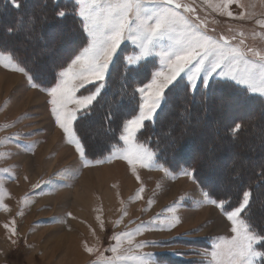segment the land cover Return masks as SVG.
<instances>
[{"label": "rangeland", "instance_id": "obj_1", "mask_svg": "<svg viewBox=\"0 0 264 264\" xmlns=\"http://www.w3.org/2000/svg\"><path fill=\"white\" fill-rule=\"evenodd\" d=\"M51 1L52 4L59 3L61 9L70 13L68 17L72 18L74 28L69 26V33H66V24L62 21H50L53 14L45 3L27 0V3L16 8L10 0H0V9L4 4L7 6V10L0 13V45L15 52L26 62L34 76L38 75L45 80L59 71L54 69L59 62L65 61L63 65L66 66L82 47L77 46L73 48V54L69 53L80 32L78 18L71 14L74 10L73 0ZM181 2L192 4L196 8L199 20L207 21L206 30L209 34L217 37L231 36L235 31L243 30L246 33L247 45L264 48V37L252 36L253 31L264 32V29L255 23L256 19H264V0H241L246 5H254L247 9L253 14V18L245 20L222 16L209 7L205 0ZM216 2L217 0H210V3ZM230 10L237 16L245 11L236 3L230 5ZM230 28L234 31L230 32ZM8 29L11 31L8 32ZM62 36H65V39ZM128 45H125L123 54L132 52L133 46ZM45 47L47 51L42 53L41 50ZM154 63L155 66L158 65L156 59ZM12 76L16 77L13 82H2L4 77ZM124 86L120 83L114 91L124 90ZM202 93L204 91L201 87L198 94ZM236 98L237 96L218 98L213 105L218 106L220 112L213 115L201 113L196 116L194 112L190 114L182 110L166 124L169 129L175 121L177 127L180 124L194 127L189 138L184 139V144L194 145L196 152L201 158L203 156L200 160L205 173L200 170L199 180L196 178L198 183L179 174L182 168H188V163L194 160L185 157L186 150L182 152L183 148L180 149L179 137L171 136L168 131L164 137L165 147L173 145L176 138L178 149L173 153L170 149L165 152L167 166L162 164V158L160 159L157 153L156 164L168 168L170 175L166 176L157 168L138 167V181L126 161L113 159L107 162L108 150L94 159L89 157L88 152L93 150V147L89 146L95 145L97 148L102 142L101 137L108 132V129L102 128L98 122H90V125L88 122L92 136H89V140L91 139L92 144L88 145V152L86 149L85 151L87 160L92 161V164L83 166L74 147L64 140L62 130L56 126L46 93L28 87L21 73L0 66V141L5 137L20 134L18 142H0V169L7 168L14 175V178L10 179L7 173L0 172V189L4 187L5 193L7 192L2 202L8 204V220L16 218L19 224L18 236L14 237L16 244H11L7 239L6 246L0 248V264H96L97 261L104 264L107 258L113 256V253L106 249L115 244L111 239L114 233L135 230L141 222L157 217L167 220L172 216H178L180 219L176 227L160 230L157 221V224L144 229L142 234L135 235L134 243H157H148L146 247L134 251L153 254V264H208L210 257L204 256L203 253L212 250L217 237L231 236V232L230 223L219 209L212 204L198 203L202 200V191L209 192V183L222 189L221 177H227L226 170L230 166L241 165L247 171L252 170L255 175L258 167L264 165V131L260 128V121L253 118V108L238 103ZM260 98L264 102V97ZM112 106L115 107L114 104ZM115 112L120 111L115 109ZM237 117L245 120V132L233 140L218 138L222 127L219 129L213 122L218 120L223 126ZM200 127H203L204 131H201ZM18 145L31 147L29 150ZM209 146L214 149L209 150ZM190 153L195 154L194 151ZM96 160L106 162L95 163ZM66 169H71L73 176L61 178V183L55 187L42 183L54 173ZM250 174L247 172L244 176ZM260 180V176L253 179L257 182ZM14 182L18 187H22H19L20 193L16 192L15 203H19L13 206L14 196H10L7 187ZM225 182L228 183L227 180ZM37 183H40V187L33 188ZM141 186L144 188L141 194L143 198L132 199ZM16 189L15 187L14 192ZM22 197H27L23 204ZM261 198H264V193L258 192V204H261ZM149 199L152 200L150 206ZM176 201H180V204H175ZM11 209L14 211L12 214ZM122 210L126 211L127 215H123L120 224L114 227L115 221L121 219ZM17 212L23 214L17 215ZM68 213H71V216H68ZM259 215L264 218L262 205L258 217ZM97 216H100L104 223L103 230L96 219ZM85 244L98 251L91 255L86 253ZM128 247L125 240L122 248ZM256 264L260 262L257 261Z\"/></svg>", "mask_w": 264, "mask_h": 264}, {"label": "snow or ice", "instance_id": "obj_2", "mask_svg": "<svg viewBox=\"0 0 264 264\" xmlns=\"http://www.w3.org/2000/svg\"><path fill=\"white\" fill-rule=\"evenodd\" d=\"M73 2L74 10L71 14L78 18L84 44L66 66L60 65L59 71L45 80L38 75L34 76L26 62L3 45H0V66L21 73L28 87L46 93L56 126L62 130L64 140L74 147L85 167L90 166L92 161L86 158L85 145L78 135L75 123L81 117L91 114L95 103L107 91L114 69L122 71L121 79L125 83L131 79L137 86L127 103L123 96L119 101L108 102L110 109L114 103L122 115L117 123L118 137L106 145L107 162L113 159L126 161L138 181V167L157 168L166 176L170 175L168 168L156 164L157 151L149 146L150 141L139 140L142 130L148 124L154 125L159 113L168 105L169 93L183 90L185 94L191 93L194 99L196 91L201 87L205 93L213 87L215 78L217 82H232L238 92L264 97V48L247 45L246 33L243 30L235 31L231 36L217 37L209 34L206 30L207 21L199 20L192 4L183 3L181 0ZM10 3L16 8L20 6L19 0H10ZM205 3L222 16L239 20L253 18V14L247 9L254 5H246L241 0H217L215 4L205 0ZM233 3L245 11L235 15L230 10ZM69 14L64 9L55 12L58 19H63ZM255 23L264 29V19H256ZM229 31L234 30L230 28ZM252 36L264 37V32L253 31ZM125 42H129L133 50L122 55V45ZM41 51L46 52L47 48ZM151 57L158 58V68L154 61H149L148 58ZM150 67L154 70H150ZM112 116L110 111L108 122L112 121ZM241 127L240 123H236L231 132L235 134ZM109 131L113 136H117L116 129ZM19 135L5 137L3 141L18 142ZM18 146L29 150L31 147ZM104 162L106 161H95ZM261 167L264 169V165ZM0 172L7 173L10 179L14 178L7 168L0 169ZM195 172V168H182L179 174L198 183ZM70 176H73L71 169L62 170L42 183L55 187L61 183V178ZM260 177L264 179V170L261 171ZM38 187L40 183L33 186ZM221 187L222 191L217 198H212L208 191H202V200L198 201L200 204H212L230 223L231 236L217 237L212 250L203 253L204 256L210 257L208 264H256L257 261L264 264V230H258L251 222V184L246 186L240 172L236 171L226 178L221 177ZM233 187L235 192L232 191ZM143 192L144 188L141 186L132 199H142ZM4 195L6 193L0 189V210L7 212L8 206L2 203ZM26 200L27 197H22L21 204ZM151 203L152 200L149 199V206ZM174 203L179 205L180 201ZM260 203L264 207V198H261ZM22 214L17 212V215ZM123 215H127V212L122 210L121 219L115 221L114 227L120 224ZM68 216H71V213H68ZM96 219L103 230L101 217L97 216ZM157 221L160 230H170L180 223L178 216L167 220L157 217L141 222L135 230L114 233L111 239L115 244L106 249L112 252L113 256L107 258L104 264H153V254L134 250L157 242L134 243L133 238L142 234L144 229L157 224ZM2 226L9 242L16 244L14 237L18 236V232L15 219ZM125 240L129 245L127 249L122 248ZM84 251L91 255L98 249L85 244ZM96 264H100V261Z\"/></svg>", "mask_w": 264, "mask_h": 264}, {"label": "trees", "instance_id": "obj_3", "mask_svg": "<svg viewBox=\"0 0 264 264\" xmlns=\"http://www.w3.org/2000/svg\"><path fill=\"white\" fill-rule=\"evenodd\" d=\"M38 1L40 3L41 2L45 3L50 7V12H52L53 14L50 21L52 22L62 21L64 24H66L65 26L66 33H69L70 28L72 29L74 28L72 18L70 19V17L66 16L63 19H58L55 17V12L58 10H61L59 3L52 4L51 0H38ZM25 3H27V0H19V5H23ZM6 7H7L6 4H4V6L0 9V13H3V11L7 10ZM19 13L21 14V10L19 11ZM76 23H77V20H76ZM8 32H10L9 29H8ZM62 38L65 39V36H62ZM75 43L76 44H73L74 46L69 50L70 54L72 53L73 48H76L77 46L78 48H80L81 46L83 47L84 40L82 38L81 30L79 32L78 37H76ZM125 45H128V44L125 43L124 45H122V54H123V49L125 48ZM62 57H64V55ZM67 61H68V58H66V62ZM149 61H154V59H149ZM64 62L65 61L59 62L60 64L56 65L54 69H59V66L62 65ZM150 70H153V69H151L150 67ZM121 76H122V71L119 69H114L112 79L109 81V87L107 91L98 100V102L95 103V106L91 114L88 115L87 117H81V119H79L75 123V127L77 129L78 135L82 138L87 152H88V149H87L88 145L92 144L91 139L89 140V138L90 137L92 138V136L90 135V130H89L90 127L88 126V122H89V125H90V122H93V121L98 122V124L102 126V128L108 129V132L104 134L103 137H101L102 142L99 145H97V148L95 147V145L89 146V148L93 147V150L88 152L89 157L92 159L102 156L105 152H107L106 145L110 141L118 137L117 123L119 122V119L122 113L115 112L116 107L114 106H111V109H110L108 102L119 101L121 97L123 96L125 103H127L128 98L131 96L133 92V89L137 86L136 82L132 81L131 79H129L125 83V81L121 79ZM144 82L146 83L147 81L145 80ZM120 83H123L125 85L124 90L114 91V89L116 90V88L120 85ZM231 96H235V97L237 96L236 99L238 103L248 105L250 109L253 108L252 110L253 118L260 121V128L261 130L264 131V102L263 100L257 95H246L242 92H238V90L232 85V82H226V81L217 82V80L215 81L213 80V87L209 88L206 93L204 92L202 94H198V90H197L195 93L194 99L191 93L185 94L183 90H178V91H175L174 93H169L168 105L165 106L164 110L159 113L154 125L148 124V126L144 130H142V132L139 134V140L140 141H150L149 146L157 151L159 158L160 159L162 158V161H161L162 164L167 166L168 162L166 160L167 158L165 159V152L168 149H170L172 153L176 152V150L178 149V145L176 143V138H175L173 145H171L170 147L168 146L166 148L164 145L165 143L164 137L166 136L167 131L171 136L179 137L178 139H180V149L183 148L182 152L186 150L185 157H187L188 159L194 160L188 163V166H189L188 168L196 169L195 175H196V178H198L199 180L200 170L201 172L205 173V171H203L202 169L204 165L202 164L200 160L201 156L199 155L198 152H196L197 150L194 145L188 146V144L187 145L184 144V139L189 138V134L194 129V127H192V125L182 126L181 124L179 127H177L176 126L177 123L175 121L171 123V128L169 129L167 128L166 124H168L171 118H174L182 110H186L190 114H193L194 112L196 116H198L201 113H204V115L206 114L213 115L214 113H218L220 112V108L218 106L213 105L214 101H216L218 98L224 99V98L231 97ZM110 111L112 112L113 116H112V121L108 122L107 117ZM192 117H190L191 121L193 120ZM244 121L245 120L239 119V117H237V118L231 119L227 125L222 126V124L220 125L218 120H215L213 124L218 126L219 129H221L222 127L221 129L222 132H220V134H218L217 137L218 138L224 137L230 140L237 138V136L239 137L241 133L245 132L246 124ZM236 123H240L242 127L237 133L233 134L231 132V128L234 127ZM110 129H116L117 136H113L111 132L109 131ZM200 130L204 131V128L200 127ZM212 146L214 147L215 145L213 144ZM242 146L244 147L245 145H242ZM213 147L209 146L208 149L211 150ZM193 151L195 152V154L190 153ZM262 170H264L262 169V167H258L255 175L253 174L252 170L247 171L245 167L241 165H239L238 167L230 166L226 170L227 177L229 176V174L239 171L243 178L244 184L246 186L251 184L252 192H253V199H252V204H251V210H252L251 222L258 230H264V218H261L260 215L258 217V213L261 212V204L257 203L256 195L258 192L264 193V179L263 180L261 179L259 182L253 181V179H255L256 176H260V173ZM247 172L251 174L248 176H244V174H246ZM206 177L207 179L209 178L207 175ZM205 185L206 184H204V186ZM207 187L209 189V193L211 194L213 198H217L222 191V189L216 188L214 185L211 186L210 183ZM235 190H236L235 188H232L233 192H235ZM233 203L235 204V197H233Z\"/></svg>", "mask_w": 264, "mask_h": 264}, {"label": "bare ground", "instance_id": "obj_4", "mask_svg": "<svg viewBox=\"0 0 264 264\" xmlns=\"http://www.w3.org/2000/svg\"><path fill=\"white\" fill-rule=\"evenodd\" d=\"M16 78V77H15ZM15 78H14V76H12V77H4L3 79H2V82L3 83H8L9 81H14L15 80ZM19 181V180H18ZM89 181V180H88ZM17 182V181H16ZM16 182H14L13 184H10L7 188H8V191H9V194H10V196H14V203H13V206H14V204L15 205H17L18 203H15V200H16V192H17V194L18 193H20L19 191H20V188L22 187H18V184L16 185L15 183ZM20 184V183H19ZM17 188L16 189V191L14 192V188ZM88 187L90 188V185H88ZM2 189H3V191L5 192V189H4V187H2ZM6 194H7V192H6ZM19 197H20V195H19ZM3 204H5V202H2ZM12 203V202H11ZM6 205V204H5ZM7 206H8V204H7ZM1 211V213H0V243H2L1 245H0V248L3 246H6L5 245V240H7V234H6V230L3 228V224L4 223H7L9 220H8V218L10 217V212L8 213V211L6 212V211H3V210H0ZM12 212H14L13 211V209H11V214H12ZM6 214H8V216H6ZM12 219V218H11ZM13 219H15V221H16V227H17V230H18V226H19V224L17 223V219L16 218H13ZM19 222V221H18ZM19 228H21V227H19ZM4 250V249H3ZM6 256V255H5ZM3 257H4V255H3ZM17 257V256H16ZM16 259V258H15Z\"/></svg>", "mask_w": 264, "mask_h": 264}, {"label": "crops", "instance_id": "obj_5", "mask_svg": "<svg viewBox=\"0 0 264 264\" xmlns=\"http://www.w3.org/2000/svg\"><path fill=\"white\" fill-rule=\"evenodd\" d=\"M125 43L129 44L130 46H132L129 42H125ZM148 59H156V61H157V63H158V65L156 64V67H157V68L159 67V60H158V58H156V57H151V58H148Z\"/></svg>", "mask_w": 264, "mask_h": 264}]
</instances>
